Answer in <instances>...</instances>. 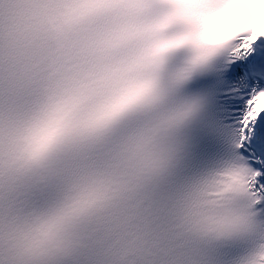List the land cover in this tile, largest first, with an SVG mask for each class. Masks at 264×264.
Wrapping results in <instances>:
<instances>
[{
	"label": "snow or ice",
	"instance_id": "1",
	"mask_svg": "<svg viewBox=\"0 0 264 264\" xmlns=\"http://www.w3.org/2000/svg\"><path fill=\"white\" fill-rule=\"evenodd\" d=\"M0 264H264V0H0Z\"/></svg>",
	"mask_w": 264,
	"mask_h": 264
}]
</instances>
